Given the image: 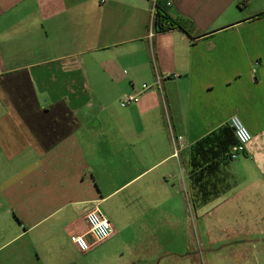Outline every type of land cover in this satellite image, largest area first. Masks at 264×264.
I'll list each match as a JSON object with an SVG mask.
<instances>
[{
  "label": "crops",
  "instance_id": "1",
  "mask_svg": "<svg viewBox=\"0 0 264 264\" xmlns=\"http://www.w3.org/2000/svg\"><path fill=\"white\" fill-rule=\"evenodd\" d=\"M163 1L185 30L150 0H0V264H74L95 206L118 264L161 263L192 211L264 232V0Z\"/></svg>",
  "mask_w": 264,
  "mask_h": 264
},
{
  "label": "rangeland",
  "instance_id": "2",
  "mask_svg": "<svg viewBox=\"0 0 264 264\" xmlns=\"http://www.w3.org/2000/svg\"><path fill=\"white\" fill-rule=\"evenodd\" d=\"M193 205L189 204L190 209ZM229 221L221 217L197 219L192 211L183 220L184 234L170 233L167 244L162 243L158 251H149L147 259H161L159 264H264V232L249 222L246 229L228 233L224 227ZM236 221V226L247 225L246 220ZM61 242L74 264H118L123 255V251H110L103 243L85 255L66 247L68 240Z\"/></svg>",
  "mask_w": 264,
  "mask_h": 264
},
{
  "label": "built area",
  "instance_id": "3",
  "mask_svg": "<svg viewBox=\"0 0 264 264\" xmlns=\"http://www.w3.org/2000/svg\"><path fill=\"white\" fill-rule=\"evenodd\" d=\"M150 1L152 2V27L154 28L153 17L158 0ZM166 4L169 8L172 7V2L167 1ZM154 85H161L160 78L157 79V82ZM149 88L150 86L147 84L142 86L143 91L148 90ZM138 102L139 96L134 93L125 95L121 100V104L124 106H130ZM228 125L236 139V142L230 147L229 151L230 159L235 161L245 154L247 146L253 139V135L238 115L231 116ZM175 142L179 147H184L185 145V140L182 137H176ZM85 221L87 224V232L85 234H73L71 236L72 243L82 253H86L96 244L108 240L114 233L110 220L101 212L98 206H95L86 214Z\"/></svg>",
  "mask_w": 264,
  "mask_h": 264
},
{
  "label": "trees",
  "instance_id": "4",
  "mask_svg": "<svg viewBox=\"0 0 264 264\" xmlns=\"http://www.w3.org/2000/svg\"><path fill=\"white\" fill-rule=\"evenodd\" d=\"M153 24L154 30L157 33L166 32L175 28H180L183 30L187 28V24L185 21L174 18L171 15L170 8L163 0H158L156 4V11L153 17Z\"/></svg>",
  "mask_w": 264,
  "mask_h": 264
}]
</instances>
